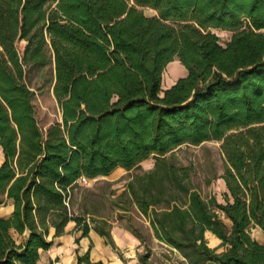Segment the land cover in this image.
<instances>
[{
  "label": "trees",
  "instance_id": "16d2710c",
  "mask_svg": "<svg viewBox=\"0 0 264 264\" xmlns=\"http://www.w3.org/2000/svg\"><path fill=\"white\" fill-rule=\"evenodd\" d=\"M211 30L232 36L221 45ZM175 59L186 76L163 90ZM51 61L60 121L42 131L26 77ZM208 141L221 143L223 204L173 161ZM0 150V205L13 207L0 217V264H38L49 230L70 222L117 251L106 219L71 213L75 186L150 157L123 195L156 240L184 264H264V240L250 236L264 234V0H0ZM76 264L103 263L86 253Z\"/></svg>",
  "mask_w": 264,
  "mask_h": 264
},
{
  "label": "rangeland",
  "instance_id": "374dc122",
  "mask_svg": "<svg viewBox=\"0 0 264 264\" xmlns=\"http://www.w3.org/2000/svg\"><path fill=\"white\" fill-rule=\"evenodd\" d=\"M140 10L146 17L156 16V12L149 8H140ZM211 32L219 38L221 45H224L232 36V33L228 31L211 30ZM24 46V41L17 44L20 53ZM174 61L177 64L167 66L163 72V87L170 80L178 77L177 67L183 69L176 59ZM26 80L35 94L33 104L38 126L42 131H46L50 125L60 121V110L52 91L54 85L53 62L51 61L49 65L39 71L30 72ZM220 144L217 141H208L198 146L181 145L173 151V161L177 166L191 168L189 183L204 199L215 197L219 203L223 204L225 189L223 181L219 177L223 174L224 157ZM2 161L3 156L0 152V165ZM153 165L154 159L150 157L141 163L138 169L125 171L118 168L108 177H98L93 180L85 178L87 183L78 180L72 195L71 213L79 215L82 210L87 209L95 213L96 219L98 217L106 219L110 233L115 229L123 231V237L130 233L139 240L140 245L133 249L129 245H123L116 236L114 237L118 240V245H115L117 251L110 247L121 264H142L139 258L143 255L147 256V264H184V259L176 250L154 238L148 222L136 207L126 205L128 196H124L123 193L127 182L133 176L151 170ZM7 204L8 201H5L0 205V208L6 207ZM85 218L89 219V224L92 226L89 216L85 215ZM224 222L229 224L226 220ZM250 236L258 242L264 240V234L258 227L250 230ZM205 238L210 248H215L220 243L210 233H206ZM221 251L222 249L218 250V252ZM113 261L102 263L114 264Z\"/></svg>",
  "mask_w": 264,
  "mask_h": 264
},
{
  "label": "crops",
  "instance_id": "0c3cea01",
  "mask_svg": "<svg viewBox=\"0 0 264 264\" xmlns=\"http://www.w3.org/2000/svg\"><path fill=\"white\" fill-rule=\"evenodd\" d=\"M173 64L175 65L177 63H175V61H172L167 66ZM178 68L179 67H177L178 77L170 80V82L167 83L165 87H163L164 83L162 79L163 90L171 87L179 78H183L186 76V70L184 69V67L183 69ZM12 209L13 207L10 201H8L6 207L0 208V217H8L11 214ZM74 226L75 224L73 222L68 223V225L66 226V233L56 238H53L54 229L51 228L49 230L48 239L51 240L53 244L50 249L46 251H40V259L38 261V264H49L52 260H58L62 264H76L77 257L83 256L86 253L89 254L91 263L114 260V264H121V262L116 259V256L113 253L110 245L106 244V240L103 237L99 236L92 229H90L88 237H82L81 231H77L76 229H74ZM115 236L123 245H129L131 248L133 247V249L137 248L140 245L139 240L132 234L127 233V236L123 237V231H117L113 229L111 231V237L112 240L114 239L113 242L115 245H118V240L114 238Z\"/></svg>",
  "mask_w": 264,
  "mask_h": 264
},
{
  "label": "built area",
  "instance_id": "2783aa9c",
  "mask_svg": "<svg viewBox=\"0 0 264 264\" xmlns=\"http://www.w3.org/2000/svg\"><path fill=\"white\" fill-rule=\"evenodd\" d=\"M79 180H81L83 183H87V180L85 178H83V177L81 179H79ZM49 264H62V263L60 261H58V260H53Z\"/></svg>",
  "mask_w": 264,
  "mask_h": 264
}]
</instances>
